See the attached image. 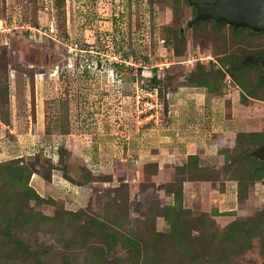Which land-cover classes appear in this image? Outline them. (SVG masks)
Masks as SVG:
<instances>
[{
  "label": "rangeland",
  "instance_id": "374dc122",
  "mask_svg": "<svg viewBox=\"0 0 264 264\" xmlns=\"http://www.w3.org/2000/svg\"><path fill=\"white\" fill-rule=\"evenodd\" d=\"M197 1L0 0V21L10 28L0 34V86H8L14 111L13 123L6 126L20 135L13 140L5 130L0 136V161L32 162L37 173H31L28 186L54 202L35 207L29 200L26 211L16 216L10 204H0V264H264V187L258 186L257 193L253 188L239 216L236 200L235 209L226 210L229 207L201 204L191 196L194 184L185 187L191 181L179 174L183 163H177V155L168 154L173 162L157 167L165 149L178 142L172 138L162 143L163 134L173 130L170 118L179 117L177 104L197 108L198 100L183 89L194 88L182 86L185 74L217 66L226 57L224 67L234 58L246 65L251 52L260 48L259 41L254 46L247 39L234 40L223 22L192 27ZM31 48L48 62L41 60L36 67L29 57ZM152 75L160 79L161 91L150 87ZM224 83L225 90L236 89L233 98L240 106L241 90L227 73ZM255 113L262 116V128L264 110ZM28 127L30 135L23 137ZM147 147L160 149L158 162H145ZM72 164L86 168L89 183L77 186L63 178L61 167ZM78 172L73 174L76 179L81 177ZM47 174L48 182L43 179ZM34 180L42 182L41 190L33 188ZM121 183L126 193L122 187L123 192L110 193ZM173 183H181V205L191 223L185 231L197 262L176 255L166 243L156 244L144 222V215L152 220L164 205L172 204L173 196L164 188ZM60 206L67 213L85 212L104 221L105 234L115 240L102 263L82 244L79 226L87 216H63L56 209ZM29 213L32 220L25 223L22 216ZM136 219L148 245L139 258L123 244L126 234L134 232ZM5 225L10 237L2 232ZM167 230L156 217L154 234Z\"/></svg>",
  "mask_w": 264,
  "mask_h": 264
},
{
  "label": "trees",
  "instance_id": "16d2710c",
  "mask_svg": "<svg viewBox=\"0 0 264 264\" xmlns=\"http://www.w3.org/2000/svg\"><path fill=\"white\" fill-rule=\"evenodd\" d=\"M213 1L214 0H199L194 2L196 12L190 22L192 27L207 24L206 21L221 23L212 19L206 21L198 19L197 6L200 3H210ZM223 23L226 24L225 22ZM228 26L231 37L238 42L242 39H247L250 44L256 46L254 42L259 41L256 42V44L260 48H258L257 51L251 52L254 56L252 55L246 60V65L239 64L242 59L234 58L230 62L229 67H224V61L227 60V57L219 59L217 66L212 65L209 66L207 70L201 69L195 72L186 73V79L182 83V86L203 88L205 91L206 101L208 102L212 96L220 94L221 91H225V83L223 84V79L227 73L230 79H232L241 90L239 95V101L241 104L247 106L252 104L254 101L264 103V66L262 64L264 59V32H255L245 27H235L233 25ZM243 32L244 34H242ZM176 38L177 36H174V40H176ZM224 69H227L228 71ZM169 84L170 83L167 82V85ZM4 85V87L0 86V122L5 125H9L11 122V105L8 99V86H6V84ZM150 87L161 91L160 79L156 75H152L150 78ZM166 105L167 102L163 99L161 104L163 113L162 118L166 116ZM226 105L229 106L228 101ZM229 116L230 114H227V117ZM263 142L264 124L261 130L256 133H237L234 138V143L238 147L233 146L225 149L219 148L217 151L223 155V164L220 168L198 166L196 156H187L183 166L178 167L180 168L179 174L183 175L182 179H187L191 182H211L213 184L212 186L217 188L219 191L224 189V181H236V209L234 212L240 216L246 201H249L250 199V194L253 191L255 183L264 184V159H259L256 156H253V153L262 145ZM65 152H67V157L70 156L68 151ZM34 160L38 161V157L33 158V161ZM74 164L69 167L72 174L69 173V168L65 169V166L61 167V170H63V178L77 186H84L89 183L91 178L90 173H86V168L83 167L75 169L76 165ZM32 166V162L24 165L21 158L0 161V204H10L12 209H14V216L19 213L21 214L22 211H26L25 209H27V203L29 200L33 201V206L35 207L40 206L41 203H54L51 199L40 197L34 189L28 186V178L32 172H36L33 171ZM152 166L156 169L155 163H153ZM78 169L81 172L80 179L73 177V174L76 173V171L78 172ZM214 169L216 170L214 171ZM80 172L77 174H80ZM212 173L213 175H211ZM214 175H216V177L220 176L221 180L218 178L214 179ZM43 179L48 182L50 180V176L47 174ZM181 183H175L176 185L174 183L169 184L164 188L165 194L167 193V195L170 194L173 196L172 204L164 205L160 210L161 214L157 216L154 215L152 220L148 215H144V222H147L148 224V234L152 236V239L156 238V244L161 245L166 243L169 247L175 250L174 253L176 255L186 258L188 261L193 262V260H195V262H197L195 256H193L190 251L192 244L187 237V232L185 231L191 226V223L189 218H187L188 211L183 209L181 205ZM121 187L125 189L124 193H126L127 188L124 183H121L117 188L111 189L110 193H118L119 191L123 192L120 189ZM148 202L150 203V201ZM58 205H61V203H58ZM153 208L156 211L154 204ZM56 209L60 210L63 216L71 215L76 218L82 214L87 216L85 217V221L79 226V229L83 231L84 236H82V244L83 246H86L94 260H99L102 263L103 260H105L106 254L109 252L108 248L110 243L115 240V238L105 234L104 229H106V226L104 221L97 217H91V215L85 214V212H82V214L81 212H78L80 214H71L70 212L67 213L62 210L61 206ZM28 211H30L29 208ZM31 215L32 214L29 213V215L22 216V220L25 223L30 222L32 220L30 219ZM158 216L162 218L164 225H166L168 229L164 235H158L157 233L154 234L153 232L154 221ZM123 218L127 219V216ZM6 223L7 222H5V224ZM133 223H137L135 225V230L134 232H131L130 235L126 234L129 237L124 238L123 244L128 246L129 249L135 253L136 258H139L140 253L146 251L148 245L145 244V239L141 237L142 235L140 233L139 226L141 220L136 219ZM2 232H4L7 237H10L8 231H6V225L5 228L2 229ZM21 247H24V251L27 250L24 244H22ZM33 256L36 258L35 253H33ZM37 263L42 264L40 262Z\"/></svg>",
  "mask_w": 264,
  "mask_h": 264
},
{
  "label": "crops",
  "instance_id": "0c3cea01",
  "mask_svg": "<svg viewBox=\"0 0 264 264\" xmlns=\"http://www.w3.org/2000/svg\"><path fill=\"white\" fill-rule=\"evenodd\" d=\"M186 92H191L194 95L193 99H197L198 101L194 104L197 108L193 107V103L190 104L189 110L186 107L180 106L177 104V113L179 114L178 119H173L171 122V127L173 130L163 134L162 143L166 145L170 142V139L177 138L178 142L176 145L168 146L165 152V156L162 157V160L158 164L157 167L165 168L170 165V161L167 156H171V158H175L177 155V163H184L187 156H196L198 166H221L223 164V155L217 151L219 148H230L233 146L234 138L237 133H256L261 130L260 128V119L262 116H259L260 113H255L264 110V103L260 105L254 103L253 107L250 106H240L236 105V98L233 97L238 95L236 89H232L229 86L228 90H225V93L222 94L221 97L216 98V96H212L209 101L205 100V91L203 88L194 87L193 89H188L187 87L183 88ZM192 90V91H191ZM190 101L188 99L186 101ZM227 101L229 106H227ZM186 108V109H185ZM256 108L255 112L250 111V109ZM188 110V111H187ZM14 111L11 105V124L13 123ZM240 116H239V114ZM227 114H230L227 117ZM257 114V115H256ZM169 117H171L169 115ZM252 122L250 125L243 126V123ZM32 128L28 127L26 131L22 134L23 137L26 135H30V130ZM170 129V128H169ZM0 136H5L6 132H8L7 137L13 138L20 136L14 135V128L7 127L0 123ZM21 135V136H22ZM0 148L2 145L0 144ZM144 156L148 159L145 162L154 161L158 162V153L160 149L149 148L143 149ZM156 151H158L156 153ZM169 154V155H168ZM145 157V158H146ZM161 159V158H160ZM176 160V159H175ZM173 162V161H172ZM216 166V167H217ZM186 183V182H185ZM219 183V182H217ZM194 184L193 192L191 196L196 197L197 199H201V204L207 202L208 205L213 204L215 207L226 206L229 209H235V200H236V181H224V189L219 191L217 188L213 187L211 182H187L185 185L188 188V185ZM42 182L39 180L33 181V188L38 190L42 189ZM35 186V187H34ZM258 186L264 187L262 183H255V191H258ZM186 196V193H184ZM215 202V203H214ZM225 204V205H224Z\"/></svg>",
  "mask_w": 264,
  "mask_h": 264
},
{
  "label": "water",
  "instance_id": "95a60500",
  "mask_svg": "<svg viewBox=\"0 0 264 264\" xmlns=\"http://www.w3.org/2000/svg\"><path fill=\"white\" fill-rule=\"evenodd\" d=\"M197 16L199 20L212 19L227 25L264 32V0H214L210 3H200L197 6ZM262 64L264 66V59ZM55 70L53 67L52 71ZM253 156L264 159V142Z\"/></svg>",
  "mask_w": 264,
  "mask_h": 264
},
{
  "label": "flooded vegetation",
  "instance_id": "af4514ba",
  "mask_svg": "<svg viewBox=\"0 0 264 264\" xmlns=\"http://www.w3.org/2000/svg\"><path fill=\"white\" fill-rule=\"evenodd\" d=\"M32 49V48H31ZM32 53L29 54V57L32 58L34 65H36V67L40 66V61L42 60V63H45L46 61L48 62V60L46 59L45 55L38 52H36L35 50H31Z\"/></svg>",
  "mask_w": 264,
  "mask_h": 264
},
{
  "label": "built area",
  "instance_id": "2783aa9c",
  "mask_svg": "<svg viewBox=\"0 0 264 264\" xmlns=\"http://www.w3.org/2000/svg\"><path fill=\"white\" fill-rule=\"evenodd\" d=\"M9 29L10 28L6 26V23L4 21H0V34H7Z\"/></svg>",
  "mask_w": 264,
  "mask_h": 264
},
{
  "label": "clouds",
  "instance_id": "9594fccd",
  "mask_svg": "<svg viewBox=\"0 0 264 264\" xmlns=\"http://www.w3.org/2000/svg\"><path fill=\"white\" fill-rule=\"evenodd\" d=\"M229 83H230V81H229Z\"/></svg>",
  "mask_w": 264,
  "mask_h": 264
}]
</instances>
